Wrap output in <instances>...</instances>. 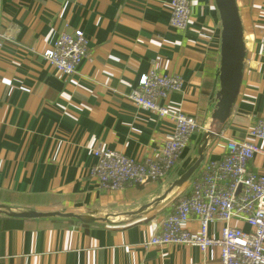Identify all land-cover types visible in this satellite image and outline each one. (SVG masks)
<instances>
[{"label": "crops", "instance_id": "0c3cea01", "mask_svg": "<svg viewBox=\"0 0 264 264\" xmlns=\"http://www.w3.org/2000/svg\"><path fill=\"white\" fill-rule=\"evenodd\" d=\"M170 1L0 0V34L10 37L0 38V204L112 217L147 202L189 167L217 102L221 26L213 0H192L186 28L176 29ZM235 4L245 57L235 102L205 155L213 161L227 141H251L249 131L264 118V0ZM75 29L88 41V57L66 77L42 53ZM151 66L182 78L181 90L160 104L195 117L200 130L165 180L102 191L90 175L95 149L142 160L172 136L170 119L127 99ZM250 168L264 174V154ZM168 210L117 228L0 218V264H218L216 249L148 244ZM186 227L196 231L198 223ZM222 227L213 223L208 233Z\"/></svg>", "mask_w": 264, "mask_h": 264}, {"label": "built area", "instance_id": "2783aa9c", "mask_svg": "<svg viewBox=\"0 0 264 264\" xmlns=\"http://www.w3.org/2000/svg\"><path fill=\"white\" fill-rule=\"evenodd\" d=\"M191 4L192 0L170 1L172 27L186 28ZM4 37L6 35L0 34V38ZM261 44L264 56V37ZM42 57L58 73L70 77L88 57V41L79 29L71 34L61 33ZM182 84L179 75H162L151 66L128 94L131 105L152 111L161 119H170L174 130L158 155L142 160L95 149L96 162L90 175L102 191H120L161 182L175 168L200 130L195 117L171 111L160 104L169 95L179 92ZM248 135L251 141H227L218 160H204L187 188L168 205L169 210L162 216L149 245H185L200 252L216 249L218 264H264V174L250 168L254 157L264 154L253 142L264 143V118L255 122ZM191 221L198 223L196 231L186 227ZM234 222L244 223L249 230L244 231ZM213 223L223 224L217 236L208 233Z\"/></svg>", "mask_w": 264, "mask_h": 264}, {"label": "water", "instance_id": "95a60500", "mask_svg": "<svg viewBox=\"0 0 264 264\" xmlns=\"http://www.w3.org/2000/svg\"><path fill=\"white\" fill-rule=\"evenodd\" d=\"M219 15L220 32V67L219 90L216 105L211 115V122L204 129L193 153V161L177 178L163 187L147 202L132 211L112 217H96L81 214L66 208L41 210L31 207H17L0 204L1 219L70 220L81 224H99L110 228L124 227L162 211L171 204L189 185L197 170L205 160L206 152L217 139L227 120L239 91L245 57L243 30L235 0H213Z\"/></svg>", "mask_w": 264, "mask_h": 264}, {"label": "rangeland", "instance_id": "374dc122", "mask_svg": "<svg viewBox=\"0 0 264 264\" xmlns=\"http://www.w3.org/2000/svg\"><path fill=\"white\" fill-rule=\"evenodd\" d=\"M181 170V169H180ZM60 208H64V207H59V206H57V207H53V208H50V209H47V208H43V209H41V210H56V209H60ZM67 209V208H66ZM69 210H72V211H74L73 209H69ZM75 212V211H74ZM78 213V212H77Z\"/></svg>", "mask_w": 264, "mask_h": 264}, {"label": "trees", "instance_id": "16d2710c", "mask_svg": "<svg viewBox=\"0 0 264 264\" xmlns=\"http://www.w3.org/2000/svg\"><path fill=\"white\" fill-rule=\"evenodd\" d=\"M141 186V185H140ZM165 212H166V210H165Z\"/></svg>", "mask_w": 264, "mask_h": 264}]
</instances>
